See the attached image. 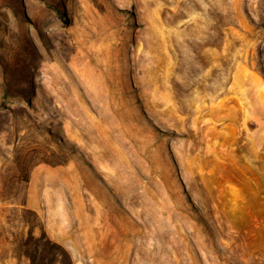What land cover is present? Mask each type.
Returning <instances> with one entry per match:
<instances>
[{
  "label": "rangeland",
  "instance_id": "1",
  "mask_svg": "<svg viewBox=\"0 0 264 264\" xmlns=\"http://www.w3.org/2000/svg\"><path fill=\"white\" fill-rule=\"evenodd\" d=\"M0 264H264V0H0Z\"/></svg>",
  "mask_w": 264,
  "mask_h": 264
}]
</instances>
